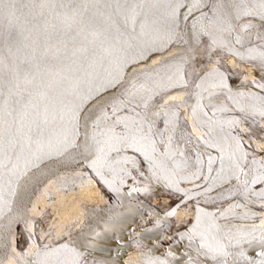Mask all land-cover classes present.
<instances>
[{
    "label": "snow or ice",
    "instance_id": "1",
    "mask_svg": "<svg viewBox=\"0 0 264 264\" xmlns=\"http://www.w3.org/2000/svg\"><path fill=\"white\" fill-rule=\"evenodd\" d=\"M245 33L264 49V0H0V218L12 212L24 176L71 153L87 161L86 167L114 192L133 171L144 176L138 154L153 178L178 191L181 180L211 181L205 189L211 192L235 178L247 196L249 183H264V161L252 159L245 170L249 154L241 139L231 135L241 121L214 120L217 112L228 109L212 105L209 116L197 93L188 135L191 141L199 128L196 145L204 151L193 150L194 159L187 156L173 146L178 113L163 112V129L156 125L161 113L150 114L159 89L183 83V66L164 61L152 70L135 67L153 52L166 50L176 36L197 52L203 44L211 55L215 49L233 51L228 38L242 44ZM259 55L264 60V50ZM209 77L214 78L212 89H227L228 84L219 69L206 70L196 87L208 91L211 100L217 93L203 87ZM257 87L264 90V83ZM228 99H233L230 91ZM253 99L259 102L253 110L264 118V96ZM198 109L207 120L198 116ZM207 149H217L219 156ZM217 160L220 167L213 177ZM250 173V182L241 181ZM253 195L264 200V188ZM186 236L196 256L213 264H264V222L247 232H224L215 214L197 208ZM97 250L95 243L74 239L69 232L64 242L36 247L24 256L34 257L28 264H105L93 255ZM183 255L187 264H200L190 253ZM146 259L147 264H169L158 256Z\"/></svg>",
    "mask_w": 264,
    "mask_h": 264
},
{
    "label": "bare ground",
    "instance_id": "2",
    "mask_svg": "<svg viewBox=\"0 0 264 264\" xmlns=\"http://www.w3.org/2000/svg\"><path fill=\"white\" fill-rule=\"evenodd\" d=\"M228 39L229 47L233 51H229L228 48H221V50L234 57L236 56L234 52H239L241 56H236L237 58L252 61L260 67H264V60L259 55V52L264 50L261 48V41L251 38L255 40L251 44L248 33L242 35V44H236L234 37ZM181 45L190 47L189 44L184 43V39L176 36L167 42L165 48ZM180 48L177 47V49ZM249 48H255L256 51L250 53ZM174 50L176 48L153 52L147 60L140 62L135 67L152 70L158 66L157 62L162 64L164 61L173 66H183L186 60L181 53L178 55L181 49L176 53ZM225 64L229 65L235 74L241 77L240 82L243 85L239 89H231L229 86L227 89H212L210 84L214 78L209 77L203 87L217 93L209 100L208 91L202 92L196 85L200 83L199 78L205 75L206 70L215 68V63H210L198 68L200 75L193 80V85L188 88L190 91L186 97L181 92L168 94L163 97L160 105L157 103V107H151L150 114L160 112L161 115L156 118V123L161 121L164 127L163 112L167 110L178 113L173 146L185 150L186 155L193 159V150L204 151L202 145L197 147L195 140L196 136L202 134L201 130L197 128L191 141H189L188 135L192 133L194 123L192 107L198 103L197 93H201L199 103L205 106L204 111L209 116H212V105L224 106L228 109L225 112H217L213 117L214 120L248 119L252 127L245 128L244 125L239 124L231 130V135L241 139L244 151L249 154L248 164L245 166L247 171L252 159L264 161V122L262 121L259 127L252 125L253 120L261 117L258 111L253 110V105L259 107V102L253 97L264 96V90L260 94V92L250 89L251 87H246V83L250 80L252 82L254 77L250 66L243 63L236 64L232 58H227ZM132 70L129 67L127 72L131 74ZM141 79L143 78L141 77ZM185 85L187 82L184 78L183 83L178 82L175 86L161 88L158 90V94ZM229 91L233 96L231 100L228 99ZM241 92L245 93V96L237 95ZM173 97L176 99L173 100ZM219 98L224 99L223 103L219 101ZM179 102L182 103L179 104ZM242 108L243 111H241ZM197 114L201 119L207 120V117H204L203 112L199 109ZM162 126L157 128L163 129ZM206 129L207 124L205 125ZM216 132H219L218 127ZM221 143L223 144V141ZM207 153L214 157L219 156L217 149H207ZM74 155L71 153L48 161L46 165L32 169L27 176L20 180L12 212H5L4 216L0 218V248L2 243L10 237V241L5 242L8 244L6 246L9 250V259H7V263L5 261L6 264H14L12 255L18 252L15 251L14 243V232L17 226L20 227L23 237L27 238L26 240H37L35 247L42 248L45 244L56 246L67 239L69 232L74 239L83 240L86 238L91 243L98 245V250L93 255L98 260L104 261L105 264H147L148 256L166 259L169 264H187V256L183 255L186 252L190 253L194 260L199 259L200 264H213L210 260L206 261L203 256L197 257L195 251L189 248L186 234L195 222L197 208L215 214L216 222L224 232L231 230L235 233L237 229L247 232L254 226L259 227L264 222V200L253 195L254 192H259L264 188V183L254 185L249 183L251 191L247 196L243 194L242 184L235 178L222 186L215 187L211 192H205L211 181L205 182L203 178L193 182L181 180L178 185L181 190L178 191L176 187H170L166 181L153 178L148 172L147 164L144 163V176L133 171L132 176L127 177L123 185H119V192H114L108 185L100 181L92 169L86 167L87 161L82 160L87 172L63 169ZM127 155H133V153L129 152ZM141 159L143 160V157ZM204 159L203 170L206 176L208 175L207 155ZM225 164L227 167V161ZM219 167L220 164L217 160L213 165V177L216 176V170ZM240 179L241 181L248 179L250 182L251 173L248 177L241 176ZM133 189L136 190L133 191ZM104 192L111 195L112 203L108 202ZM173 209H176L175 214L169 215ZM62 230L65 233L63 237H61ZM96 232H99L100 235L96 236ZM181 235H184L185 238L181 239ZM29 242L32 247L35 245L31 241ZM255 250L259 251V248ZM169 251L173 252L175 256H167ZM248 253L254 255L252 249H248ZM175 257H179V259ZM24 258L19 264H28L29 260H34V257Z\"/></svg>",
    "mask_w": 264,
    "mask_h": 264
},
{
    "label": "rangeland",
    "instance_id": "3",
    "mask_svg": "<svg viewBox=\"0 0 264 264\" xmlns=\"http://www.w3.org/2000/svg\"><path fill=\"white\" fill-rule=\"evenodd\" d=\"M253 39L250 38V40H249V42H251V44L255 42V40H253ZM203 41L206 42L207 38H203ZM177 47L178 48L181 47L180 48L181 50L177 49ZM177 47L176 46L175 47L174 46H168V47H166V50H164V51H168V50H171V49L173 50L174 48H176L177 51L174 50V52L176 53V52H178L180 50L178 52V55H179V53H181L183 55L184 59L186 60V62L184 61V65H183V67H184L183 68V72H184L183 74L185 75L184 78L186 79L187 85H185L183 87H180V88L169 90V91L164 92V93L158 94L156 99H155V101L153 102V107H155V106L157 107L158 104L160 105L163 97L168 95V94L170 95V94H173V93L175 94V93L181 92L183 94V96L186 97V95H188V93L190 91V89H188V88L192 87L191 85H193L192 84V82H194L193 80H195V78H197L200 75L199 69L201 67L207 65V64H210V63H215L214 67L219 69L220 71H222L224 73L225 79H226V82H227L229 88H231V89H239L243 85V83L240 82L242 79H241L240 76L235 74V72L232 70V68L229 65L225 64L227 58H232L236 62V64H240L241 65L243 63L245 65L250 66L251 69H252V74L254 75V77L252 78V82L250 80V82L248 81L246 83L247 84L246 87H248V88L251 87L250 89H252L254 91H257L258 93L260 92V94L263 93V90L261 91V89L258 88L257 86H255V84H258L260 82L264 83L263 82L264 79H262V78H264V73H263L264 72V67H260L259 65H257L256 63H254L252 61L241 60V59L237 58L236 56L234 57L233 55H231V54H229V53H227V52H225V51H223L221 49H215L213 51V53L211 55H209V53L204 49L203 44L200 45V46H197V47L201 48V50L198 51V52L195 51L192 47H189V46L187 47V46L181 45V46H177ZM193 57H195V59H193ZM253 81H255V83ZM253 83H254V85H253ZM254 87H256V88H254ZM182 100H184V98H182ZM219 101L221 103H223L224 99L219 98ZM181 103L182 102H179V104H181ZM238 120L241 121L240 124L244 125L245 128L252 127L251 124L249 123L248 119H246V118L245 119L244 118L240 119L239 118ZM262 121L264 122V118H262V117L256 118L255 120H253L252 125L254 124L255 127L256 126L259 127L260 123ZM156 125H157V127H161L162 126L161 121H157ZM235 133H236V131H235ZM73 159L74 158H72L71 161H69L68 164H66L67 166L63 167V169H70V170H73V171H76V172L80 171V172H83V173L87 172V170L85 169L86 167L83 164L81 157L76 156L75 160H73ZM137 159L141 161V169L140 170L144 172L145 171V164H144V162H142L143 160L141 159L140 156H137ZM129 182H131V181L129 180ZM104 194L107 196L108 202L112 203L111 200L113 198L111 197V195L106 194V192H104ZM14 234H15L14 235L15 251L16 252L18 251V252L17 253H13L14 255H12V259H13L12 262H14V264H19L20 261L25 259L24 258L25 257L24 256L25 252L33 251L36 248L35 246H37L36 245L37 244V240L36 241L35 240L34 241L29 240V241L33 242V244H35L33 247L31 245H29L30 242L28 240H26L27 238L23 237V234H22L19 226L16 227ZM7 241L8 242L10 241V237L7 238ZM7 241L5 240L2 243V247L0 248V250H1L0 251V253H1L0 254V264H3V263L6 264L7 261H8L7 259H9V257H8L9 256V250H7L8 249V247H7L8 244H6ZM29 248H30V250H29ZM7 252H8V254H7ZM5 261H6V263H5Z\"/></svg>",
    "mask_w": 264,
    "mask_h": 264
}]
</instances>
